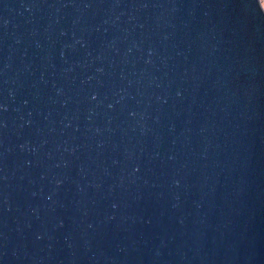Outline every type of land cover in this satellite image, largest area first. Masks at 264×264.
Segmentation results:
<instances>
[{
  "label": "water",
  "instance_id": "95a60500",
  "mask_svg": "<svg viewBox=\"0 0 264 264\" xmlns=\"http://www.w3.org/2000/svg\"><path fill=\"white\" fill-rule=\"evenodd\" d=\"M0 264H264L261 0H0Z\"/></svg>",
  "mask_w": 264,
  "mask_h": 264
},
{
  "label": "rangeland",
  "instance_id": "374dc122",
  "mask_svg": "<svg viewBox=\"0 0 264 264\" xmlns=\"http://www.w3.org/2000/svg\"><path fill=\"white\" fill-rule=\"evenodd\" d=\"M262 1V4H263V7H264V0H261Z\"/></svg>",
  "mask_w": 264,
  "mask_h": 264
}]
</instances>
